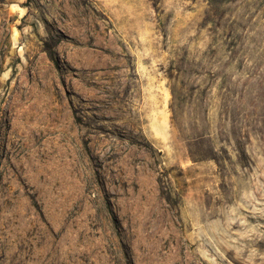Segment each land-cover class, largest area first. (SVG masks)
<instances>
[{
  "label": "rangeland",
  "instance_id": "obj_1",
  "mask_svg": "<svg viewBox=\"0 0 264 264\" xmlns=\"http://www.w3.org/2000/svg\"><path fill=\"white\" fill-rule=\"evenodd\" d=\"M0 264H264V0H0Z\"/></svg>",
  "mask_w": 264,
  "mask_h": 264
}]
</instances>
